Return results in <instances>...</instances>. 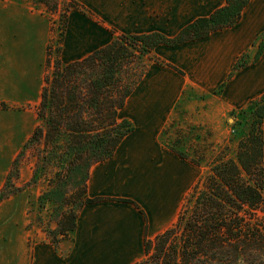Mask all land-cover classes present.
<instances>
[{
  "label": "crops",
  "instance_id": "0c3cea01",
  "mask_svg": "<svg viewBox=\"0 0 264 264\" xmlns=\"http://www.w3.org/2000/svg\"><path fill=\"white\" fill-rule=\"evenodd\" d=\"M78 1L106 23L102 26L84 18L80 26L86 35L112 28L126 34L160 32L169 36L226 2ZM32 2L0 0V155L10 148L8 161L13 158L12 147H16L17 155L38 124L36 106L45 74L48 28L44 10L33 7ZM37 21L40 30L33 33L31 25ZM263 32L264 0H250L232 26L178 45L156 46L154 56L182 72L150 61L118 112L119 118L132 122L133 130L111 156L89 169L87 194L101 199L81 207L72 237L61 240L56 247L50 240L35 242L29 264H132L143 257L144 240L153 238L176 220L186 194L200 174V166L166 145L162 130L188 88L209 93L223 84L217 95L225 109L242 108L263 94L264 46L254 60L256 42ZM111 39L93 45L80 56L66 61L60 58L68 62L84 57ZM242 54H250L251 59L230 75ZM7 171L8 167L0 168V187ZM25 209L23 203L16 208L20 255L28 249L27 232L22 227L26 222Z\"/></svg>",
  "mask_w": 264,
  "mask_h": 264
},
{
  "label": "trees",
  "instance_id": "16d2710c",
  "mask_svg": "<svg viewBox=\"0 0 264 264\" xmlns=\"http://www.w3.org/2000/svg\"><path fill=\"white\" fill-rule=\"evenodd\" d=\"M32 1L49 13L58 11L57 0ZM249 1L226 0L172 36L113 30L109 42L68 62L59 56L52 61L47 46V69L36 106L38 124L19 154L42 143L36 161L41 162L42 168L47 164L55 169L59 166L56 175L64 171L70 182L76 181L74 174H84L80 183L74 182L72 190H58L62 210L50 232V242L55 247L61 240L72 237L81 207L101 199L87 194L89 169L111 156L124 136L133 130L132 122L119 118L118 112L150 60L182 72L154 56V48L178 45L232 26L239 21ZM71 8L85 9V6L72 0L66 8L61 31L67 27ZM263 46L261 42L254 60ZM244 56L237 58L230 75L247 64ZM239 113L246 119L249 117L250 126L239 139L235 154L226 156L220 151L209 162L208 172L186 194L176 220L153 238H146L144 256L132 264H264V93L251 99ZM167 127L168 124L162 135ZM185 137L179 134L166 145L182 158L201 165L205 161L204 152L195 148L193 155L189 154L184 147ZM9 195L4 188L0 189V202Z\"/></svg>",
  "mask_w": 264,
  "mask_h": 264
},
{
  "label": "rangeland",
  "instance_id": "374dc122",
  "mask_svg": "<svg viewBox=\"0 0 264 264\" xmlns=\"http://www.w3.org/2000/svg\"><path fill=\"white\" fill-rule=\"evenodd\" d=\"M71 2L72 0H57L58 11L56 13H49L41 4L37 3L35 6L32 2L33 7L43 9L46 15L45 21L48 28L46 44L50 48L52 61L57 56H62L65 61L80 56L93 45L114 36L112 32L115 29L112 28L101 29L100 34L95 32L94 35H86L81 31L80 22L84 18L90 23L106 26L104 20L86 5H84L85 9L71 8L73 10L68 18L67 27L61 31L66 8ZM31 28L33 33L39 32L38 21L33 23ZM261 42H264V32L256 42L254 57L257 55ZM243 58L248 62L251 55H245ZM45 69L47 68L45 67ZM220 91V86L214 92L209 93L188 88L174 109L166 133L161 136L165 143H169L178 138L179 134H184L186 136L184 147L188 149L189 154L193 155L195 148L204 152L205 161L198 165L200 166L198 169L199 178L208 172L209 162L220 151L226 156L235 154L239 139L246 134L250 126L249 117L246 119L239 113L241 108L225 109L221 106L217 95ZM2 106L5 107L4 104ZM22 148L23 146L20 151ZM42 148L43 144L40 143L28 147L22 154H19L20 151H18L16 155V147H12L13 158L11 161H8L10 148L4 149L6 154L8 151V156L5 153L0 155V168L8 167L0 189L4 188L6 192L10 193L0 202L3 204L0 205V264L30 263L32 245L38 241L50 240L52 236L50 232L57 225L56 221L62 210L59 206L58 190H72L75 186L74 182L80 183L83 178V172L77 173L74 174L76 181L70 182L64 171H60V174L56 175L59 166L55 169L56 167L47 164L42 168L41 162H36L39 150ZM37 166L36 177H33L34 169ZM6 179L7 184H5ZM53 189L57 191H53ZM22 203L26 206V222L22 223V227L27 232L25 239L28 249L26 252H21L20 255L18 253L20 236L19 238L17 236L20 223L16 220L19 213L16 208L18 204Z\"/></svg>",
  "mask_w": 264,
  "mask_h": 264
}]
</instances>
